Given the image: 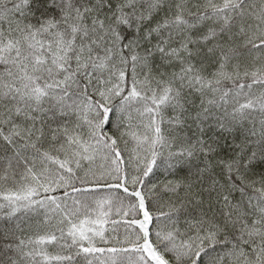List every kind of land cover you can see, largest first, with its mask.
I'll use <instances>...</instances> for the list:
<instances>
[{
    "label": "snow or ice",
    "instance_id": "obj_1",
    "mask_svg": "<svg viewBox=\"0 0 264 264\" xmlns=\"http://www.w3.org/2000/svg\"><path fill=\"white\" fill-rule=\"evenodd\" d=\"M0 264H264V0H0Z\"/></svg>",
    "mask_w": 264,
    "mask_h": 264
}]
</instances>
